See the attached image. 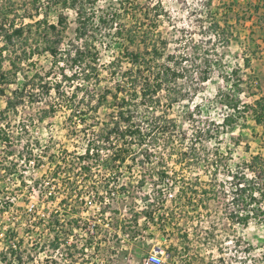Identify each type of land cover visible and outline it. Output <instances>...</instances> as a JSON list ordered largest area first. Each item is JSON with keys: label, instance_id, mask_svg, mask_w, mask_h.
I'll return each instance as SVG.
<instances>
[{"label": "rangeland", "instance_id": "rangeland-1", "mask_svg": "<svg viewBox=\"0 0 264 264\" xmlns=\"http://www.w3.org/2000/svg\"><path fill=\"white\" fill-rule=\"evenodd\" d=\"M110 1L100 0V4L105 5ZM206 1L131 0V6H127L124 11L123 22L137 25L142 20L137 18L138 14L135 15L134 10L139 11L148 3L151 6L156 4L160 16L156 18L152 11L150 23L153 27L157 23L163 36L169 39L168 51L175 55H188V60L183 64L191 66L196 76L210 64L213 66L211 78L200 84L195 96L170 108L171 117L179 127L178 135L182 134L181 138H185L186 142L191 143V139L195 137L194 128L198 126L205 129L210 127V135L213 136L207 135L201 142H197L199 162L190 166L177 162L179 150L173 151L167 147L153 150L152 163L135 166L131 157H136L138 161L143 157V150L134 149L128 162L115 173H123L120 184L128 192L125 195L109 197L113 212L102 216L103 227L99 230H85L88 220L85 217L88 215L81 211H86L88 206L79 197L93 189L99 192L105 189V176L108 173L105 161L110 158L111 152L106 148H99L100 150L94 151V155L89 156V161L93 163L89 180L83 177L77 157L87 147L88 140L98 143L101 130L111 121L114 108L106 102L95 111V99L88 104L87 100L82 102L78 98L72 100L52 97L37 99L32 103H19L15 109L12 107L7 113H3L7 106V96H0V133L13 136V142L4 147V151L7 153L14 149L21 155L24 146V153L29 155L31 137L17 129L23 120L38 121L33 129L39 130V135L46 143L45 147L37 148L35 166L21 160L16 161L14 156L5 162L8 165L7 170L0 173V197H16L13 210L7 212L8 208L5 211L3 208L0 211V234L8 228L11 229L9 234L5 233L6 236L0 235V247L3 246L0 248L1 264H145L148 252L160 247L167 248L170 256L179 264H264V215L257 219L252 218L248 225L234 222L229 215L234 210L239 212L252 207L263 208L264 200L254 203L253 206H238L231 195L234 187L232 174L242 171L239 168L242 162L250 159L252 154L261 153L264 156V128L250 114L237 112L227 102H222L239 99L241 103H251L256 97L253 93L259 94L261 91L256 87L257 83L260 82L264 87V40H261L264 39V29L260 27L264 26V10L255 12L252 5L254 0H213L211 12L215 19L222 25L229 21L234 30L229 45H224L222 41L213 45L212 42H207L208 34L204 33L206 30L203 28L210 23L206 15ZM43 3L48 2L43 0ZM33 4L32 0H0V7L14 9L9 17L15 18L18 24L32 20L24 15L32 11ZM58 10V6H51L49 16L54 22L58 21ZM67 12L70 19L67 35L72 37L76 27V13L72 10ZM237 17L240 19L239 23H236ZM112 43L111 47L100 44L102 73L97 85L86 84L91 94L102 93L107 87L114 89L113 74L109 68H105L119 49L117 40L114 39ZM259 44L261 47L256 48ZM17 48L18 45L15 50ZM206 48H210L211 52H205ZM245 57H251L249 66L245 64ZM34 60V65L27 63L18 71L15 83L5 84L8 94H11V90L31 82L36 71L49 69L51 62L48 54L35 56ZM124 67H127V63ZM9 68L6 62L4 69ZM234 68L241 70L226 82L222 75L223 70L230 76ZM56 76L55 73L52 75L53 78ZM239 77H243V82L237 86ZM180 81L186 87L193 84L187 77ZM75 85L71 84L72 88L66 87L70 94ZM50 104L54 105L56 111L45 117L43 111ZM197 104L199 110L196 109ZM71 109L88 112L73 116ZM192 111L193 117L190 116ZM79 117L85 119L84 126H77ZM226 119L233 122L221 133L223 127L220 126ZM163 158L167 163L165 181L157 186L150 178L144 184L139 183L144 173L158 171L154 167L160 166ZM247 176L252 177L253 172L247 171ZM69 177L74 179V186ZM213 177L218 179V196L203 194L202 190L191 197L183 194L191 211L175 215L177 226L170 223L166 230H161L158 224L148 225L147 218L138 214L146 205H172L182 187L185 186L189 192V182L198 183L199 188H209ZM71 184L72 188H69ZM111 187L117 189L115 185ZM154 187L161 189V197L152 195L148 200L140 198L144 193H152ZM75 189L81 192L79 196H76ZM4 205L8 203L5 202ZM56 211L61 216L55 214ZM49 215L53 216L54 225H57L59 218H65L62 224H58V232L53 228L51 232L48 230ZM38 225L40 226L37 227ZM126 232L130 235L127 236ZM54 237L57 239L54 240ZM13 239H20V248L11 246ZM22 239L25 243L21 242Z\"/></svg>", "mask_w": 264, "mask_h": 264}, {"label": "trees", "instance_id": "trees-1", "mask_svg": "<svg viewBox=\"0 0 264 264\" xmlns=\"http://www.w3.org/2000/svg\"><path fill=\"white\" fill-rule=\"evenodd\" d=\"M32 1L34 3L32 11L24 15L25 18L32 20L26 23L22 21L18 24L15 18L10 19L9 16L13 14L14 9L0 7V96H7V106L3 113H7L12 107L15 109L19 103H32L37 99L52 97L72 100L78 98L82 102L87 100L88 104L95 99L96 103L93 107L95 111L109 102V106L114 108L111 121L102 128L97 139L98 143L89 140L87 151L89 155L90 148L96 146L106 148L111 152L110 158L105 161L108 173L105 176V189L101 196L105 202L104 212H113L109 197L125 195L128 192V189L126 190L125 186L120 184L123 173H118V175L115 173L128 162L134 149L143 150V157L138 161L136 157H131L135 166L152 163L153 150L161 147H167L173 151L179 150L177 151L179 156L177 162L181 165L190 166L199 162L196 153L197 142H201V139L207 135L213 136L210 135V127L206 129L200 126L195 127V137L191 139V143H188L184 140L185 138H181L182 134L178 135L179 127L176 120L171 117L170 108L176 103L195 96L200 84L211 78L213 66L210 64L196 76L191 66L183 64L185 60H188V55L183 53L175 55L168 51L169 39L163 36V31L159 29L157 23H154L155 27L150 23L152 11L155 12L156 18L160 16L156 4L151 6L148 3L139 11L135 9V15L138 14L137 18L142 21H139L137 25L136 23L127 25L123 22V15L126 7L131 6V0H117V2L111 0L105 5H101L100 0H46L47 4L43 3V0ZM254 1L252 5L255 12L259 13L261 9L264 10V0ZM212 4L213 0L206 1V7H208L206 15L210 23L204 25L206 27L203 28L206 30L204 33L208 34L207 42L215 45L222 41L224 45H229L231 36L234 34L233 25L229 21H225L224 25L217 21L211 12ZM53 5L59 7L57 22L52 21L49 16ZM67 10L76 13L74 20L76 27L72 37L67 35V29L70 26ZM239 22L240 19L237 17L236 23ZM260 27L264 29L263 25ZM106 38L108 41H104ZM114 39L117 40L119 49L105 66L113 74L114 89L107 87L102 90V93L91 94L86 86L88 84L97 85L102 73L103 63L100 62L99 56L100 44L111 47ZM261 40L264 39L261 38ZM17 45L18 48L15 50ZM260 47L259 44L256 48ZM205 52L210 53L211 49L206 48ZM44 54L50 56L49 69L36 71L31 77V82L11 90V94H8L5 84L15 83L18 71L27 63L34 65L35 56ZM250 61L251 57H245L246 66H249ZM6 62L10 67L7 70L4 69ZM125 63H127L126 68ZM239 70L241 69L234 68L230 76L226 74V70H223L222 75L227 82L231 80L233 74L238 75ZM54 73L57 74L55 78L52 77ZM185 77L193 83L189 84V87L184 86L180 81ZM242 78H238L237 86L243 82ZM71 84L76 85L74 89H71L70 94L66 87L72 88ZM256 87L261 91L259 94L253 93L256 97L251 103H241L239 99L222 102H227V105L237 112L250 114L254 121L264 128V87L260 82ZM196 109H200L198 104ZM71 110L73 116L88 112ZM55 111L54 105L50 104V107L44 109L43 113L46 117ZM190 116H194V111L190 113ZM232 122L226 119L220 126L223 127L222 131H219L225 132ZM220 127L217 126L218 129ZM4 138L8 139V136ZM166 164L163 158L160 166L154 167L158 168V171L144 173L139 183L144 184L150 178L157 186L165 181ZM239 168L242 171L238 170L232 174V184H234L232 200L238 206H253L254 203H260L264 200V156L261 153L252 154L250 159L244 160ZM247 171H252L253 176L248 177ZM217 180V177L211 178L209 188H199L198 183L189 182L187 188L190 193L185 186L182 187L178 197L173 199L172 205L158 206L156 203L146 205L138 214H143L148 221L158 224L161 230H166L170 223L172 226H177L178 221H174L175 215L191 211L189 202L186 203L183 194L191 197L202 190L203 194L211 193L218 196L220 190ZM113 185L117 189H113L111 187ZM220 185L223 183L220 182ZM156 188L152 189V193H144L140 198L148 200L152 195L157 198L161 197L163 195L161 189ZM224 192L227 195L225 190ZM134 196L137 198V195ZM262 207L247 208L239 212L234 210L229 215L234 222L248 225L252 218L257 219L264 215V205ZM52 224L53 222H50V227ZM57 246L58 244L55 245ZM262 260L264 261V250Z\"/></svg>", "mask_w": 264, "mask_h": 264}, {"label": "built area", "instance_id": "built-area-1", "mask_svg": "<svg viewBox=\"0 0 264 264\" xmlns=\"http://www.w3.org/2000/svg\"><path fill=\"white\" fill-rule=\"evenodd\" d=\"M75 118H77V117H75ZM31 122H34V123H31ZM36 122H38V121L33 120V121H27L26 122L25 120H23L22 125H18V127H17L18 131H23V133L26 132L29 135V137H31V147H29V152H28L29 155H26L24 153V150H25L24 146L22 147V151H23V153L21 152L22 156L20 154L18 155L14 151V149H12L11 152L8 151L6 153V151H4L3 148L7 147V145L9 143L13 142V139H12L13 136L8 135L5 132L0 133V144L2 146V148L0 149V172L1 173L3 171L7 170V168H8L7 167L8 165H5L6 164L5 162H7V160L9 161L10 158L12 159L14 156L16 157V161L21 160V162H26L32 166H35L37 164V158H36L37 157V150H38L37 148L40 149L41 146L45 147L46 143H44V140L39 135V130L33 129V126ZM85 122H86L85 119H83L82 117H79L78 122H77V126H84L86 124ZM1 125L4 126L3 123H1ZM3 134H6V136H8V139L1 137V136H4ZM88 142H89V140H88ZM95 150H100V149L99 148L95 149L94 147H91L90 151H89L90 153L88 155L87 154L88 143H87V147H85V150L83 151V153L81 155H78V157H77L79 159V168L83 172V177H85V179L87 178L88 180H89L88 175H89L90 171L92 170V164H93L91 161H89V156L94 155ZM39 156H41V155H39ZM56 166H57V164H56ZM71 166L74 168V165L71 164ZM54 174H57V172H54ZM69 178H70L71 183H72L74 181V179L72 177H69ZM72 184L74 186V183H72ZM72 184L70 185L69 188H72ZM79 188H82V186ZM33 190L35 192H37L34 188H33ZM74 191H77L76 196H79V194L81 193V192L79 193L77 189H75ZM39 192L41 193V189H39ZM103 193H104V191L99 192L98 190L93 189L85 195L81 194L79 197V198L84 199L86 205L88 206L86 211H83V210L81 211V213L83 212L84 214L88 215V217H85L86 219H88L86 222L87 227H85L86 231L90 230V232H93L95 229L99 230L101 227H103V224L101 223L102 222V216L107 214V213H111L110 211H108V212L103 211V206L105 203L101 199V196L103 195ZM5 202L8 203V205L5 206L4 205ZM15 204H16V197L15 196L0 197V211L3 208L5 211V208H8L7 212H9V210L14 209ZM58 212L59 211H56L54 213L58 214ZM54 213H51V215ZM55 214H54V216H55ZM51 215H49V218H48L49 221L47 223L48 224L47 228L49 226L48 230H50V232H51L52 228L55 229V232L56 231L58 232L59 231V225L58 224H62V222L65 221V218H59L57 221V225L52 224L50 227V225H49L50 222H53V220H52L53 216H51ZM58 216H61V215L58 214ZM74 216H76V215H74ZM151 223H153V222L147 221V224L150 226H151ZM39 226L40 225H38L37 227H39ZM79 228H82V226H80ZM10 230L11 229L8 228V230L3 231V233H1L0 235H4L6 232L9 234ZM74 230H76L75 227H74ZM50 234H52V233H50ZM126 234H127V236L130 235L129 232H126ZM5 236H6V234H5ZM54 239H55V237H54ZM19 242H20V239H19V241H15L13 239L11 246L14 248H20L21 244ZM21 242L25 243L24 239H22ZM7 244H8V241H7ZM0 248H3V246ZM145 264H179V262L175 261L170 256L167 248L160 247L159 249H152L148 252V254L146 256Z\"/></svg>", "mask_w": 264, "mask_h": 264}, {"label": "crops", "instance_id": "crops-1", "mask_svg": "<svg viewBox=\"0 0 264 264\" xmlns=\"http://www.w3.org/2000/svg\"><path fill=\"white\" fill-rule=\"evenodd\" d=\"M5 106H6V104L4 105V107H5ZM4 107H3V108H4Z\"/></svg>", "mask_w": 264, "mask_h": 264}]
</instances>
